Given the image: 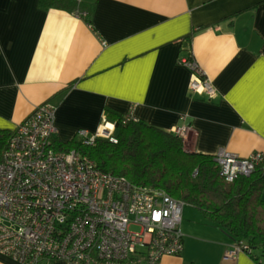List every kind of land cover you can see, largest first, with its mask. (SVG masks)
<instances>
[{"label":"crops","instance_id":"obj_1","mask_svg":"<svg viewBox=\"0 0 264 264\" xmlns=\"http://www.w3.org/2000/svg\"><path fill=\"white\" fill-rule=\"evenodd\" d=\"M82 3L0 0V129L52 101L65 141L95 133L111 108L170 131L190 124V151L264 148V0H97L92 17ZM189 52L211 99L191 91ZM186 205L185 248L160 264H264V251L227 257L234 235L191 204L186 220ZM0 264L21 263L0 252Z\"/></svg>","mask_w":264,"mask_h":264},{"label":"built area","instance_id":"obj_2","mask_svg":"<svg viewBox=\"0 0 264 264\" xmlns=\"http://www.w3.org/2000/svg\"><path fill=\"white\" fill-rule=\"evenodd\" d=\"M181 62L192 69L191 91L213 98L217 88L193 52ZM57 109L52 101L39 104L15 128L0 161V252L21 264H160L181 254L187 202L105 171L78 149H56ZM131 119L137 118L125 114L123 123ZM115 126L108 120L95 133L79 134L87 144L98 137L116 142ZM191 131L186 123L173 130L183 139ZM214 156L229 182L264 172V148L246 156L222 148ZM234 239L227 257L251 251Z\"/></svg>","mask_w":264,"mask_h":264},{"label":"trees","instance_id":"obj_3","mask_svg":"<svg viewBox=\"0 0 264 264\" xmlns=\"http://www.w3.org/2000/svg\"><path fill=\"white\" fill-rule=\"evenodd\" d=\"M82 1L92 17L97 0ZM106 113L116 124L118 141L98 137L87 144L78 134L66 141L53 136L54 147L78 149L105 171L125 175L138 185L166 189L247 242L249 253L259 260L258 252L264 251L263 171L229 182L221 175L214 155L186 149L184 139L173 131L140 119L123 123L124 114L111 108ZM14 131L0 129V161Z\"/></svg>","mask_w":264,"mask_h":264},{"label":"rangeland","instance_id":"obj_4","mask_svg":"<svg viewBox=\"0 0 264 264\" xmlns=\"http://www.w3.org/2000/svg\"><path fill=\"white\" fill-rule=\"evenodd\" d=\"M78 135H79V138L80 139H82V135H80L79 133H78ZM184 140H186V139H184ZM263 196H264V190H263ZM187 208H186V220H188V219H190V217L188 216V211L187 210H190L189 208H191V207H189L190 205L187 203ZM193 211V210H192ZM183 230V229H182ZM261 251H259L258 253H260ZM261 256H263V255H261Z\"/></svg>","mask_w":264,"mask_h":264}]
</instances>
